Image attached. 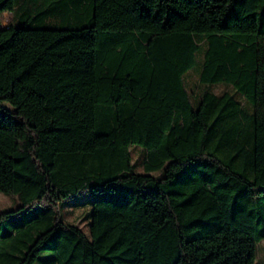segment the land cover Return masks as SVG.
I'll use <instances>...</instances> for the list:
<instances>
[{"label": "trees", "instance_id": "16d2710c", "mask_svg": "<svg viewBox=\"0 0 264 264\" xmlns=\"http://www.w3.org/2000/svg\"><path fill=\"white\" fill-rule=\"evenodd\" d=\"M0 193V264H255L264 0H0Z\"/></svg>", "mask_w": 264, "mask_h": 264}, {"label": "rangeland", "instance_id": "374dc122", "mask_svg": "<svg viewBox=\"0 0 264 264\" xmlns=\"http://www.w3.org/2000/svg\"><path fill=\"white\" fill-rule=\"evenodd\" d=\"M8 15L3 16V21L5 23L8 22L9 20ZM196 72V67L192 68L188 74ZM196 83L195 78L193 75H191L187 80L186 84L188 87H192ZM212 91L216 95H221L225 93L226 91H231V88L229 87H224V86H216L212 89ZM136 147H132L131 150L135 149ZM138 149V148H137ZM135 149L132 151L133 154V160L136 161L138 159L137 154L138 150ZM141 172V170H139ZM89 201L90 200V195H87L86 197H79L74 200H70L64 208L61 209L62 213V218L63 221L72 225L77 226L80 228L85 234H87L88 230V222L89 219L88 213H89V207L87 205H84L83 207L77 208H71L73 205H80L84 201ZM15 208L16 204L14 199L7 197L3 194L0 193V210H7L10 208ZM254 259H255V264H264V239L261 240L259 243L255 245V250H254Z\"/></svg>", "mask_w": 264, "mask_h": 264}, {"label": "built area", "instance_id": "2783aa9c", "mask_svg": "<svg viewBox=\"0 0 264 264\" xmlns=\"http://www.w3.org/2000/svg\"><path fill=\"white\" fill-rule=\"evenodd\" d=\"M2 24H3V25H6L4 21H3V23H2Z\"/></svg>", "mask_w": 264, "mask_h": 264}]
</instances>
